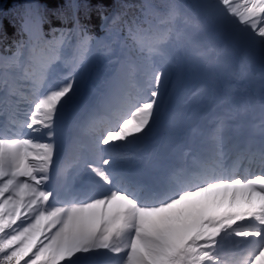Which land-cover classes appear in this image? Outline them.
<instances>
[{
  "label": "snow or ice",
  "instance_id": "6c2138e0",
  "mask_svg": "<svg viewBox=\"0 0 264 264\" xmlns=\"http://www.w3.org/2000/svg\"><path fill=\"white\" fill-rule=\"evenodd\" d=\"M10 23L0 264H264V0H23Z\"/></svg>",
  "mask_w": 264,
  "mask_h": 264
},
{
  "label": "trees",
  "instance_id": "16d2710c",
  "mask_svg": "<svg viewBox=\"0 0 264 264\" xmlns=\"http://www.w3.org/2000/svg\"><path fill=\"white\" fill-rule=\"evenodd\" d=\"M92 2L97 3V2H101V0H92ZM21 3H23V0H0L1 8L2 7L5 8V10L3 9V13L5 15L3 25L5 29L8 31L9 36L12 35L11 32L13 31V27L10 21L14 13L16 12L18 5H20ZM93 21H95V19ZM93 24L95 23L93 22Z\"/></svg>",
  "mask_w": 264,
  "mask_h": 264
},
{
  "label": "bare ground",
  "instance_id": "6f19581e",
  "mask_svg": "<svg viewBox=\"0 0 264 264\" xmlns=\"http://www.w3.org/2000/svg\"><path fill=\"white\" fill-rule=\"evenodd\" d=\"M191 85L193 86V84H191V82L188 81V82H186L185 86H183V88L181 89L180 94H179L180 100H182L185 97H189L192 95L195 85L192 88L190 87ZM191 104L193 107L196 106V97L192 98Z\"/></svg>",
  "mask_w": 264,
  "mask_h": 264
},
{
  "label": "rangeland",
  "instance_id": "374dc122",
  "mask_svg": "<svg viewBox=\"0 0 264 264\" xmlns=\"http://www.w3.org/2000/svg\"><path fill=\"white\" fill-rule=\"evenodd\" d=\"M187 77H189L188 79H190L191 82L200 81L199 77L195 74H192ZM187 77L183 80L184 83L188 80Z\"/></svg>",
  "mask_w": 264,
  "mask_h": 264
}]
</instances>
